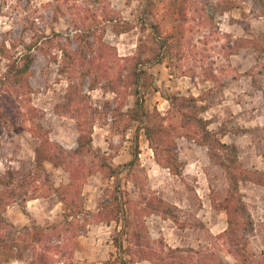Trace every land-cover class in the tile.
Segmentation results:
<instances>
[{"label": "rangeland", "instance_id": "obj_1", "mask_svg": "<svg viewBox=\"0 0 264 264\" xmlns=\"http://www.w3.org/2000/svg\"><path fill=\"white\" fill-rule=\"evenodd\" d=\"M107 1L134 27L128 32L115 34L108 26L104 41L114 47L120 57L138 54L145 58L155 53L156 42L150 24L163 21L169 7L167 0ZM195 1L197 7H204L200 12L202 16L209 15L212 19L203 22L204 27L194 17V44L202 50L205 62L211 63L221 84L203 80L198 68L194 69V77L183 75L181 71L189 70L190 73L194 64L198 65L193 59L174 58L171 72L164 63L146 64L149 76L143 94L144 109L164 112L169 104L163 95L202 94L204 99L198 105L204 107L200 116L209 121L208 130L234 148L242 166L256 169L264 176V68L260 67V63H264V54L258 62L252 48L240 46L230 56L226 55L235 38H264V4L258 0ZM57 2L0 0V43H5L13 55H18L37 34L49 36L55 32L62 35L61 41L69 48L70 45L74 48L68 13L55 14L53 11ZM229 5L231 7L225 9ZM146 7L150 10H144ZM226 35L231 36L230 42ZM202 39L207 42H201ZM31 54L34 60L29 76L30 101L39 114L36 121L49 139L68 150L74 148L83 115L76 112L75 106L68 101V82L59 70L61 54L56 48L44 52L38 47L33 48ZM6 64L7 61L0 57V71L6 68ZM248 71L256 78L255 83ZM118 73L119 67L115 66L111 74ZM91 79L92 76H88L83 85L82 102L86 101L89 114L86 133L91 134L92 147L109 154L110 164L118 167L120 189L133 203L126 211L133 210L139 215L133 214L136 221L147 228L152 245L157 246L161 238L165 246L179 248L177 252H168L165 247L164 256L168 261L177 257L167 264H204L203 256L214 264H264V185L251 182L240 185L250 222L248 228L240 232L242 238L239 241L245 242V248H238L226 236H221L227 227L226 214L214 208L229 190L226 171L220 161L222 151H212L195 140L177 138L175 151L182 171L180 175L170 174L154 161L142 123L134 121L126 132H122L120 123L112 124L110 109L117 105L119 97L112 92L106 79L99 80L91 89ZM130 93L126 96V107L134 105L135 97ZM38 143L39 139L24 129L8 132L0 127V176L28 177L35 163ZM136 148L137 160L127 165ZM43 165L50 182L57 185L68 181V173L61 167L47 161ZM39 184L42 187L47 185ZM111 186L112 181L102 180L99 174L90 176L82 187L85 208L95 210L100 201L107 199ZM41 192L39 190L35 194L37 198L25 204L16 202L10 205L3 213L7 220L0 222V238H3L0 240V264H29L31 249H25L19 259L16 255L20 251L11 250V242L33 224L46 225L62 217L64 208L56 196H41ZM156 196L165 201L161 207L168 206V217L164 218L154 205ZM144 206L149 210L143 209ZM151 207L155 210L150 211ZM87 230L90 233L87 234ZM123 231L121 221L92 224L77 236L72 264H83L82 260L106 264L114 259L119 250L114 246L113 238ZM108 243L109 247L106 246ZM123 245L126 242L123 241ZM87 246L95 247L93 253L86 251ZM135 264L152 263L143 260Z\"/></svg>", "mask_w": 264, "mask_h": 264}, {"label": "trees", "instance_id": "obj_2", "mask_svg": "<svg viewBox=\"0 0 264 264\" xmlns=\"http://www.w3.org/2000/svg\"><path fill=\"white\" fill-rule=\"evenodd\" d=\"M56 1L58 2L54 5V13L69 15L73 34L70 38L75 42L74 48L71 45L69 48L61 41L62 35L55 32L49 36L37 34L25 46V51L18 55H13L5 43H0V57L7 61L6 68L0 71V127L8 132L24 129L32 137L39 139L35 147V163L28 177L11 178L6 174L0 176V222L7 220L3 213L8 206L16 202L25 204L26 201L37 198L35 194L39 190L43 191L39 193L41 196H56L64 208L60 219L46 225L33 224L23 235L17 236V239L11 242V250L16 253L20 251L16 257L21 259L24 250L31 249L29 264H58L60 261L62 264H72L77 236L90 223L109 224L112 221H121L124 231L113 238V244L119 250L118 254L114 259L105 262L106 264H135L143 260L152 264H167L177 258L175 256L168 261L164 256V249L166 247L168 252H177L179 248L165 246L161 238L158 239L157 246L152 245L147 237V228L136 221L135 211H126L127 208L131 209L133 203L128 197L125 198L120 189L118 167L110 164L109 154L91 145V134L86 133L85 129L89 118L87 104L86 101L82 102L83 85L88 76H92L91 89L96 87L99 80L106 79L112 92L118 95L117 105L110 109L112 124L120 123L122 132H126L134 121L142 123L141 128L154 161L170 174L180 175L182 171L175 151L177 138L195 140L212 151H222L220 161L226 171L229 190L224 198L214 204V208L226 214L227 227L221 236H226L238 248L244 249L245 242L239 241L242 238L240 232L248 228L250 220L245 213L240 185L245 182L264 185V176L256 169L242 166L234 148L208 130L209 121L200 116L204 107L198 105V102L204 99L202 94L163 95L169 104L164 112H149L143 106L146 78L149 76L145 70L146 64L164 63L171 72L174 58L182 61L193 59L198 65L194 64L190 73L189 70L181 71L183 75L194 77V69L198 68L203 80L221 84L218 75L213 73L211 63L205 62L202 50L194 44L193 38L194 17L205 27L203 22H208L212 16H202L200 12H203L204 7H197L195 0H167L169 7L162 17L163 21L150 24L153 29L152 37L156 42L155 53H150L145 58L138 54L120 57L115 48L103 39L106 27L109 26L115 34H121L131 30L134 25L123 19L107 0ZM258 1L264 4V0ZM230 7L229 5L225 9ZM146 9L150 10L149 7L144 10ZM189 12L192 15H189ZM226 37H229L230 42L231 36ZM201 42L207 41L202 39ZM232 42L234 45L229 46L227 56L233 54L240 46L252 48L258 62L264 54V38L239 37ZM11 46L14 48V44ZM35 47L44 52L52 48L60 52L59 70L68 82V101L72 107L75 106L76 112L83 115L80 127L78 126L77 145L69 150L49 139L46 131L36 121L39 114L30 101L29 83L30 68L34 60L31 50ZM260 64V67L264 68V63ZM115 66L119 67V73L111 74ZM259 70L262 73L261 69ZM248 74L255 83L256 78L252 76L251 71H248ZM154 90L158 91L156 87ZM129 92L135 97L134 105L126 107V96ZM137 154L136 148L133 159L127 165L137 160ZM44 161L66 171L68 181L57 185L50 182ZM95 174H99L104 181H112V186L107 199L100 201L95 210L88 211L82 200V187L86 180ZM39 183L47 185L42 187ZM164 202L161 197H154V205L158 206L166 218L169 208L161 207ZM143 209L149 210L146 206ZM151 210H155V207H151ZM123 241L126 245H123ZM206 257L203 256L204 264H214ZM179 259H182L181 255Z\"/></svg>", "mask_w": 264, "mask_h": 264}, {"label": "crops", "instance_id": "obj_3", "mask_svg": "<svg viewBox=\"0 0 264 264\" xmlns=\"http://www.w3.org/2000/svg\"><path fill=\"white\" fill-rule=\"evenodd\" d=\"M8 207H9V206H8ZM6 210H7V209H6ZM92 224H96V223H92ZM92 224L88 225L87 228H88V227H91ZM88 233H90L89 230H87V234H88ZM89 238H90V237H89ZM106 246L109 247V243L106 244ZM78 249H79V247H78ZM80 250H81V247H80ZM93 250H95V247H92V246H89V247L87 246V247H86V251H87V252L93 253V252H91V251H93ZM88 261H89V259H88ZM82 263H83V264H92V263H90V261H89V262H86V261H84V260H82ZM95 264H101V263L99 262V263H95Z\"/></svg>", "mask_w": 264, "mask_h": 264}]
</instances>
